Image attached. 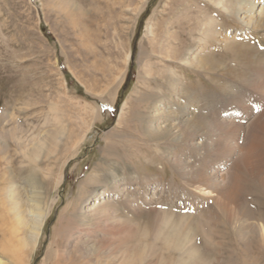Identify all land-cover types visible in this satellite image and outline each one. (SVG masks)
Returning a JSON list of instances; mask_svg holds the SVG:
<instances>
[{"label": "rangeland", "instance_id": "1", "mask_svg": "<svg viewBox=\"0 0 264 264\" xmlns=\"http://www.w3.org/2000/svg\"><path fill=\"white\" fill-rule=\"evenodd\" d=\"M64 1L0 0V264H196L167 237L179 220L196 223L212 196L188 185L173 156L225 177L237 161L238 194L253 213L247 221L257 223L242 238V212L235 219L213 214L211 226L197 223L185 248L198 247L209 264H264L255 219L264 220V92L254 91L259 103L243 98L225 71L246 69L225 41L264 51V15L257 20L264 0H254L253 26L234 12V0L226 7L218 0H73L74 14ZM207 55L216 56L217 68L192 63L199 57L207 66ZM225 89L240 95L246 109L227 110ZM183 93L213 113L225 110L220 116L245 131L229 128V138L226 128L215 127L209 153L206 136L150 138L148 123L161 128L181 115ZM257 117L261 151L254 158L246 147ZM225 142L228 149L212 147ZM112 164L120 166V191L88 181ZM99 201L110 204L106 217L91 210ZM35 208L43 219L31 240ZM244 241L252 253L242 262Z\"/></svg>", "mask_w": 264, "mask_h": 264}, {"label": "bare ground", "instance_id": "2", "mask_svg": "<svg viewBox=\"0 0 264 264\" xmlns=\"http://www.w3.org/2000/svg\"><path fill=\"white\" fill-rule=\"evenodd\" d=\"M74 2H76V1H74ZM228 2L230 4V0L229 1L228 0H218V3H220L222 6H224ZM64 3L69 6L68 8H70V12L71 13L74 14L76 12L77 7L74 8L75 4L73 3V0H65ZM231 5L234 6V8H233L234 12H236L238 14L239 13L242 14L241 19H243V22H245L247 25H252V26L254 25V21H253V16L252 15H253V13H255V10L257 8L256 7V2L254 0H234L231 3ZM75 6H77V4ZM224 7H226V6H224ZM224 9H226V8H224ZM225 11L229 12V10H225ZM262 12H264V9L261 8L259 10V13L257 14V20H262L263 19L262 16L264 14H262ZM255 25H257V24H255ZM204 29H203V31H204ZM211 33H215V32H211ZM206 35H208V34H206ZM225 42L229 44L228 47L230 48V50L233 53H237L238 61L241 62L244 65V67H246L245 71H239L234 66H228L225 71L228 70V72L231 73L230 77L232 78V80L234 79V81L237 83V85H239L237 87V88H239V89H237L238 92H240V90L244 92L243 94H240V95L243 96V98H251V99L253 98V99L256 100L255 101L256 103L261 102L260 99L257 100L256 96H258V95L254 91H257L259 93L264 92V90L261 91L264 88V51H262L261 48L258 49L254 45H252V44L250 45V43L247 44L246 42L241 43L239 41L240 42L239 43V42H236L235 40H233V42H229V41H225ZM178 57H179V55H178ZM215 57L216 56H214V55L205 56V58L208 60L207 66H206V63L203 60H196V59H199V57H196L195 59H193L194 61L192 63H194V62L198 63V64L202 63V65L205 66V68H213V69H215V68H217L219 66L218 62H217L218 59H216ZM173 58L176 59L175 57H173ZM172 83L176 84L177 82H172ZM243 84H245V85H243ZM225 92H227L226 94H227L228 97H230L229 99L231 100V103H232L231 106L227 108V110L228 109H233V110L235 109L234 112L237 114L239 110L246 109V106L243 105V99H240V95H235V94H232V93L230 94V92L228 90H226V89H225ZM211 96H213V95H211ZM195 98H194V96L191 93L190 94L189 93H183L182 94L183 103L181 102V104H183V107L185 109L183 110L181 115H178V116L174 117L173 120L169 119L170 122L165 124L161 128L159 126L153 127V125H151V122L148 123L149 130L146 129V131L149 133V137L154 139V140L159 139V138H165V139H168V140L171 139L173 141H178L179 140V139H177L178 136L179 137L180 136L188 137V136H195V135L199 136V137L206 136L207 139L205 140V142H206L207 145L204 144L205 145L204 146V150H206L205 152L209 153L210 152L209 150H211V148H209L210 147L209 146L210 145L209 144L210 143L209 140L211 141L212 138H213L212 135H214L215 127L217 128L219 126H222V127L226 128L227 130L225 131V134L227 136H229V138H231V134H232L231 133V131H232L231 129L228 131L229 128H232L233 131H235V132H237V131L241 132V130L245 131V128L243 127V124H241V123L238 124V125L234 124V126L231 127L230 125L233 124L232 121H231L232 119L231 120H229V119L226 120L224 117L220 116V114L223 113L225 110L219 108L218 111H216L217 113H213L214 111L212 110L211 107H210V111H209V109H208L209 106H208L207 103L206 104L202 103L204 105L201 104V106H198L196 103H195L196 104L195 105L194 104ZM201 100H202V98H201ZM201 100L197 101V102L201 103ZM161 104H163V102L159 100V103L156 104V108H158V109L162 108ZM262 110L264 111V106H263ZM190 111H192L191 115H190ZM187 113H188V115L192 116L191 120L190 119H186V117H185L186 115H184V114H187ZM162 114H163V112H158L157 114L155 113V116L156 117H160ZM167 117L170 118L169 116H167ZM159 120H161V118L157 119V121H159ZM171 120L175 121V122H171ZM259 121L260 120L257 117L252 122L251 127H250L251 130H249L250 139H249V141L247 143L248 145L246 147V152L248 153V155L251 156V157L253 156L254 158L261 151L260 144L255 143L256 141L259 140V137L255 133L260 128V122ZM238 132H237V134H238ZM213 140H214V138H213ZM227 143L228 142H225V144H214L212 147H213V149L216 147L215 148L216 151L218 149L221 150L222 148L224 150V148H226V147L228 149L230 146L227 145ZM191 145H192L193 148H195L194 147L195 145H193V144H191ZM40 147L41 148H39V146H38L37 147L38 149L34 150V151H36V155L40 154L42 146H40ZM243 150H245V148ZM248 155H247L248 161L249 162L253 161V160L249 159ZM172 158H174V160H173L174 164L177 163V165H179V168H180L179 171L185 177V181H187L188 185L194 187L196 190H199L200 192H204V193L212 196V198H211V200H212L211 203L212 204L206 206L208 208V211H204L199 216L197 215L198 217L196 215H193V217L196 216V218L194 217L196 219L195 221H197L196 223H186V222H184L185 219L184 220L182 219L183 221L179 220V222H181L183 224H181L179 226V228L178 227L174 228L173 232L168 235L167 239L172 240L173 243H175V246H179V244H181V246H180L181 250L180 251H182L183 254H187V256L190 254L192 258L195 257L193 259L196 260L197 263L194 261L196 264H209L208 263V259L205 258L204 254L202 253L203 251L200 252L199 251L200 249L198 247L195 248V246H193L192 250L190 248H187V249L185 248V245H187L191 241V239H193V237H194L193 232L196 231V229L198 228L197 223L201 224L202 222H204L205 224H202V226H201L204 229L206 227V225L208 226V225L211 224L212 215L214 214V216L216 218V217L219 216L220 212L221 213H225V216L227 218H231V219L233 218V216H234V219H235V217L238 218V216L241 215V212L243 214L242 216H245L246 221L251 219V218H254L252 211L250 210V208H247V206L245 204V201L243 200V198H241V195L238 194L239 190L243 188V185H242L241 181L239 180L240 179V175H241L240 174V168L236 165L237 161L232 163V165L229 167V169H230L229 174L230 175L225 177L224 171H221V170L218 171L216 169L217 171L211 173L209 171V169L204 170L205 167L202 168V167L198 166L199 163L197 165V163H195V162L185 161L183 158L176 157V156H173ZM230 159H232V158L230 157ZM233 160H235V159L233 158ZM109 167H110V169H109V171H107V173L102 172L104 177H102L101 175H96L95 177H93L91 179H88V181L91 182V183H94V182H105L107 185H110V188L112 190L120 191V189H119L120 180H121V177H120V174H119L120 166H114L112 164V165H109ZM32 177H33V183H34L36 181V179H35L34 176H32ZM91 183H89V184H91ZM100 194L101 195H105V192L103 190H101ZM95 195H97V193ZM257 201H258V198H257ZM99 202L98 203H94L92 205V207H91V210H94V213H99L100 216H98V217H106L108 214H110L108 212V210H107L109 208L110 204L107 205V203L105 204V203H102V202L99 203ZM259 203H262L261 200H260ZM204 205H206V204H204ZM262 212H264V211H262ZM256 213H257V210H256ZM222 216H224V215H222ZM261 216H262V214H261ZM185 218H186V216H185ZM191 218L192 217L189 216V219L188 218H186V219L190 220ZM42 219H43V212L39 208H35V212H32V220L29 222V227H30V233L29 234L30 235L28 234V236H29V238L31 240L34 239L35 236L38 235L39 228H40V226L42 224ZM255 219L259 220L258 221L259 229L263 231V232H261L260 237H256V238H258L257 242L261 245V249L260 250H262L264 248V220L261 219V218L260 219L256 218V217H255ZM169 220H171V219H169ZM169 220H168V222H169ZM214 220H216V219H214ZM255 222H248L247 221V223L239 224L241 226L240 227L238 226V228H239L238 233H237L238 236L242 237V238H245L246 235H248V233L250 232L249 231L247 233L245 229L246 228L251 229V228H254V226H257V223H255ZM216 226H218L217 223H216ZM173 227H174V225H173ZM191 230H192V232H191ZM255 230L256 229H254V231ZM220 231L217 232L216 234L211 235V239H214L218 233L220 234ZM231 231H233V230H231ZM252 231H253V229H252ZM205 233H206V235L204 236V241L208 240L209 237H210V233L209 232L205 231ZM233 234H234V232H233ZM163 240H165V239H163ZM202 243H203V245L204 244L206 245L207 241L206 242H202ZM243 243L245 244L246 248L249 247V249H245L244 253L241 254V256L245 254V256H243V258H242V262H244L243 259L244 258L246 259L247 255H249V253H252V252H250L252 250L250 248L251 247L250 246V242L245 243V241H244ZM221 244L222 243L220 242V245ZM262 244H263V246H262ZM169 245H170V243H169ZM260 245H259V247H260ZM255 251H257V250H255ZM253 256L251 255L252 258H253ZM257 259L260 260V257H258ZM70 260H71V258H70ZM76 260L77 259L72 260L70 262V264H74V262H77ZM240 263H241V261H240Z\"/></svg>", "mask_w": 264, "mask_h": 264}, {"label": "water", "instance_id": "3", "mask_svg": "<svg viewBox=\"0 0 264 264\" xmlns=\"http://www.w3.org/2000/svg\"><path fill=\"white\" fill-rule=\"evenodd\" d=\"M129 77H130V76H129ZM129 81H130V80L128 79V80H127V83H128Z\"/></svg>", "mask_w": 264, "mask_h": 264}]
</instances>
